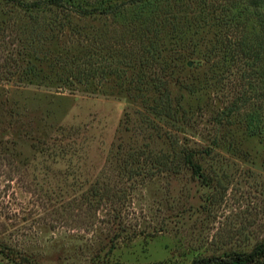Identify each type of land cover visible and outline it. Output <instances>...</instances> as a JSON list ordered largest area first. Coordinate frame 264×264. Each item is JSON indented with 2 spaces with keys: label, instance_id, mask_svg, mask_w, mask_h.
Instances as JSON below:
<instances>
[{
  "label": "rangeland",
  "instance_id": "374dc122",
  "mask_svg": "<svg viewBox=\"0 0 264 264\" xmlns=\"http://www.w3.org/2000/svg\"><path fill=\"white\" fill-rule=\"evenodd\" d=\"M227 7L184 0L146 33L0 1V264H192L264 241V30Z\"/></svg>",
  "mask_w": 264,
  "mask_h": 264
},
{
  "label": "trees",
  "instance_id": "16d2710c",
  "mask_svg": "<svg viewBox=\"0 0 264 264\" xmlns=\"http://www.w3.org/2000/svg\"><path fill=\"white\" fill-rule=\"evenodd\" d=\"M3 1V0H0ZM13 2L15 6L29 12L30 14H40L54 12L59 10L64 19L75 14L80 17L91 15H102L105 17H115L130 15L128 21L130 24L138 27V31L144 30L146 33L154 29V33L159 26H164L170 20L176 21L172 15L174 8L184 0H6ZM204 5L208 2L212 7L226 5L227 10H233L237 5L240 6V12L248 21L251 16H255L259 21L260 29L264 30V0H202ZM229 8V9H228ZM231 17L233 15H230ZM219 16V22H230L232 18ZM234 17V16H233ZM244 22L245 26L248 24ZM34 23H37L35 19ZM243 24V25H244ZM154 48L153 43L150 44ZM149 47V48H150ZM147 62H155L159 59L156 51H148ZM158 86L161 88V96L168 97L169 88L161 79L156 78ZM264 127V126H263ZM208 151V150H207ZM207 155H210L207 152ZM186 161L194 174L198 175L203 181H208L207 176L203 173L202 167L198 164L195 154L190 152L186 156ZM192 264H264V241L254 247L250 252H234L219 259H200L195 260Z\"/></svg>",
  "mask_w": 264,
  "mask_h": 264
}]
</instances>
